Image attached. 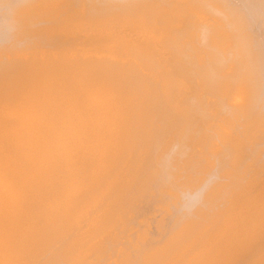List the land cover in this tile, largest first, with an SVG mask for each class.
I'll list each match as a JSON object with an SVG mask.
<instances>
[{"label": "bare ground", "instance_id": "6f19581e", "mask_svg": "<svg viewBox=\"0 0 264 264\" xmlns=\"http://www.w3.org/2000/svg\"><path fill=\"white\" fill-rule=\"evenodd\" d=\"M0 264H264V0H0Z\"/></svg>", "mask_w": 264, "mask_h": 264}, {"label": "clouds", "instance_id": "9594fccd", "mask_svg": "<svg viewBox=\"0 0 264 264\" xmlns=\"http://www.w3.org/2000/svg\"><path fill=\"white\" fill-rule=\"evenodd\" d=\"M11 35H12V29H9V36H8L9 39H11Z\"/></svg>", "mask_w": 264, "mask_h": 264}, {"label": "rangeland", "instance_id": "374dc122", "mask_svg": "<svg viewBox=\"0 0 264 264\" xmlns=\"http://www.w3.org/2000/svg\"><path fill=\"white\" fill-rule=\"evenodd\" d=\"M185 197H187L186 194H185Z\"/></svg>", "mask_w": 264, "mask_h": 264}]
</instances>
